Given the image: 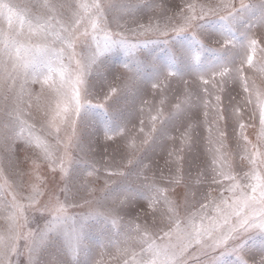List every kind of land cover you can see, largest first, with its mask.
<instances>
[{
  "label": "snow or ice",
  "instance_id": "obj_1",
  "mask_svg": "<svg viewBox=\"0 0 264 264\" xmlns=\"http://www.w3.org/2000/svg\"><path fill=\"white\" fill-rule=\"evenodd\" d=\"M0 264H264V0H0Z\"/></svg>",
  "mask_w": 264,
  "mask_h": 264
},
{
  "label": "rangeland",
  "instance_id": "obj_2",
  "mask_svg": "<svg viewBox=\"0 0 264 264\" xmlns=\"http://www.w3.org/2000/svg\"><path fill=\"white\" fill-rule=\"evenodd\" d=\"M178 2H179V0H178ZM120 58H121V57L117 55V56H114V57H113V60H114V61H118Z\"/></svg>",
  "mask_w": 264,
  "mask_h": 264
}]
</instances>
